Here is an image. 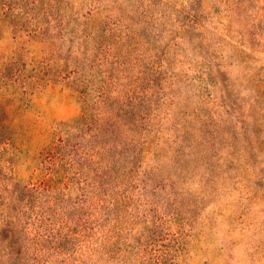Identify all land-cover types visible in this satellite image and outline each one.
I'll return each instance as SVG.
<instances>
[{"label": "rangeland", "instance_id": "374dc122", "mask_svg": "<svg viewBox=\"0 0 264 264\" xmlns=\"http://www.w3.org/2000/svg\"><path fill=\"white\" fill-rule=\"evenodd\" d=\"M0 264H264V0H0Z\"/></svg>", "mask_w": 264, "mask_h": 264}]
</instances>
